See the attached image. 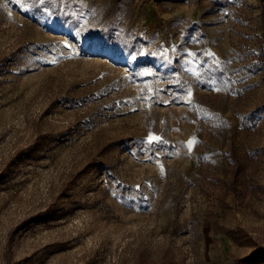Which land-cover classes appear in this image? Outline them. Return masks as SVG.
I'll list each match as a JSON object with an SVG mask.
<instances>
[{
  "label": "rangeland",
  "instance_id": "obj_1",
  "mask_svg": "<svg viewBox=\"0 0 264 264\" xmlns=\"http://www.w3.org/2000/svg\"><path fill=\"white\" fill-rule=\"evenodd\" d=\"M0 264H264V0H0Z\"/></svg>",
  "mask_w": 264,
  "mask_h": 264
},
{
  "label": "snow or ice",
  "instance_id": "obj_2",
  "mask_svg": "<svg viewBox=\"0 0 264 264\" xmlns=\"http://www.w3.org/2000/svg\"><path fill=\"white\" fill-rule=\"evenodd\" d=\"M189 54L191 55L192 53H189ZM209 55H211V54H209ZM188 96L191 97L192 96V93L191 92H188ZM165 103H167V102H165ZM147 140H148L149 143H153V142L160 141L161 140V137L149 133V135L147 137ZM193 144H194V141L193 140H189L188 141V151L189 152L192 151V145ZM161 171H163V167L162 166H161ZM137 188H139V185H137Z\"/></svg>",
  "mask_w": 264,
  "mask_h": 264
}]
</instances>
